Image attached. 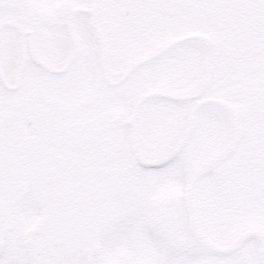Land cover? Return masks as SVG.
Returning <instances> with one entry per match:
<instances>
[{
	"label": "flooded vegetation",
	"instance_id": "obj_1",
	"mask_svg": "<svg viewBox=\"0 0 264 264\" xmlns=\"http://www.w3.org/2000/svg\"><path fill=\"white\" fill-rule=\"evenodd\" d=\"M25 2L0 24L8 261L129 264L115 206L182 199L186 177L205 264L264 234V0ZM161 95L189 109L178 139L173 117L145 108ZM179 152L157 189L141 170ZM48 219L51 254L30 232Z\"/></svg>",
	"mask_w": 264,
	"mask_h": 264
},
{
	"label": "snow or ice",
	"instance_id": "obj_2",
	"mask_svg": "<svg viewBox=\"0 0 264 264\" xmlns=\"http://www.w3.org/2000/svg\"><path fill=\"white\" fill-rule=\"evenodd\" d=\"M25 0H0V24L9 14L28 7ZM116 9L149 7L142 0H113L107 5ZM148 112L167 114L174 119L167 132L177 139L187 124L189 109L185 105L157 96L145 105ZM185 153L179 152L161 160L157 165L141 170L157 188L174 180L177 170L185 163ZM185 196L167 205L159 200L145 199L142 203L115 206L110 221L117 233V244L129 251V264H205L208 254L197 235L198 218L191 210L187 197L188 180L181 186ZM7 250L0 253V264H30L21 252L15 261H8ZM209 264H264V234L259 239L246 240L228 257L212 256Z\"/></svg>",
	"mask_w": 264,
	"mask_h": 264
},
{
	"label": "water",
	"instance_id": "obj_3",
	"mask_svg": "<svg viewBox=\"0 0 264 264\" xmlns=\"http://www.w3.org/2000/svg\"><path fill=\"white\" fill-rule=\"evenodd\" d=\"M261 190H262V189H261ZM257 193L260 194V188L258 189ZM34 230H39V226H36ZM45 231H47V230H45ZM45 238H46V239H49L50 237L46 235ZM47 246L49 247L48 244H47ZM47 251H48V250H47Z\"/></svg>",
	"mask_w": 264,
	"mask_h": 264
}]
</instances>
